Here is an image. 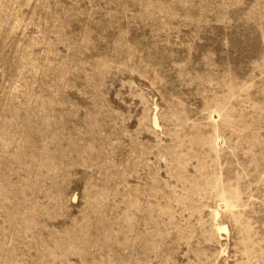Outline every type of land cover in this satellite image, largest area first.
<instances>
[{
    "label": "rangeland",
    "instance_id": "374dc122",
    "mask_svg": "<svg viewBox=\"0 0 264 264\" xmlns=\"http://www.w3.org/2000/svg\"><path fill=\"white\" fill-rule=\"evenodd\" d=\"M0 264H264V0H0Z\"/></svg>",
    "mask_w": 264,
    "mask_h": 264
},
{
    "label": "bare ground",
    "instance_id": "6f19581e",
    "mask_svg": "<svg viewBox=\"0 0 264 264\" xmlns=\"http://www.w3.org/2000/svg\"><path fill=\"white\" fill-rule=\"evenodd\" d=\"M154 124H155V126H158V118H157V116L154 117ZM217 229L219 231H226L227 227L220 224V225H218Z\"/></svg>",
    "mask_w": 264,
    "mask_h": 264
}]
</instances>
